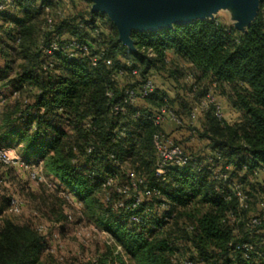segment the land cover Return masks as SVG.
<instances>
[{"label":"trees","instance_id":"1","mask_svg":"<svg viewBox=\"0 0 264 264\" xmlns=\"http://www.w3.org/2000/svg\"><path fill=\"white\" fill-rule=\"evenodd\" d=\"M35 2H20L15 13L2 16L0 24V53L5 59L0 81L8 79L6 84H12L20 94L31 93V100L5 119L0 147L12 143L20 148L23 162L42 164L49 176L77 198L86 218L112 237L111 254L120 246L117 257L123 254L132 264H175L172 244L178 236L169 230L175 223L182 224L179 236L198 252L200 264H242L240 252L229 246L233 227L223 221L229 210L237 217L236 198L226 200L215 189L214 180L196 172L192 165L172 167L166 179L160 180L153 146V135L159 127L136 118L134 107L125 115H114L112 106L125 88L136 87L155 75L175 86L185 78V97L169 98L157 86L144 100L148 105L139 107L147 110L167 104L184 124L190 122L192 104L211 90L225 98L238 117L232 121L219 117L211 103L196 122L197 138L207 144L204 150L188 152L195 163L203 159L204 152H220L224 163L232 165V174L248 189L250 210H255L264 198V186L257 182L264 169L262 10L245 31L218 16L156 30H132L134 50L119 40L111 20L98 21L104 14L80 11L58 20L54 31L89 41L94 54L102 53L98 65L93 66L88 58L68 59L56 53V64L46 69L39 46L44 12L34 7ZM101 25L109 27L102 30ZM91 31L95 38H91ZM51 33H45L46 41ZM18 61L17 72L11 76ZM120 70L124 76L116 79L114 74ZM127 170L145 179L141 189L148 186L161 190L162 198L175 212L170 222L146 212L147 201L135 208H113L120 196L117 187L129 182ZM108 178L113 182L104 186ZM108 193L111 201L105 202ZM237 225V240L256 241L264 250L260 237H250L243 222ZM45 250V236L30 224L9 218L1 221L0 264H54L41 259ZM108 258L99 263L110 264L112 256Z\"/></svg>","mask_w":264,"mask_h":264},{"label":"built area","instance_id":"2","mask_svg":"<svg viewBox=\"0 0 264 264\" xmlns=\"http://www.w3.org/2000/svg\"><path fill=\"white\" fill-rule=\"evenodd\" d=\"M24 0H0V23H2V16L4 14H13L18 9L19 3ZM45 1V2H44ZM64 0H36L35 7L40 8L44 12V25L39 38V46L42 57L45 59L44 68H52L56 61L54 55L56 53L68 59L88 58L93 66L98 65L99 58L102 53H93L92 46L87 40H80L69 34H58L54 31V26L58 20L68 16V10L63 6ZM97 31V29H96ZM52 32L50 40L46 41L45 33ZM5 62L0 53V65ZM107 64L111 63L107 59ZM124 71L120 70L114 74L116 79L124 76ZM132 74H136V70H132ZM157 89L155 80L151 77L144 83L136 87H127L124 90L123 96L113 104L112 113L114 115H125L129 113L132 107L136 108L134 116L136 118H145L151 121L155 126L159 127L153 135V146L157 154L156 176L160 180H165L167 174L172 167L194 166L196 172L208 174L215 182V189L219 191L226 200L236 198L239 210L236 214L229 210L223 221L233 227V237L229 246L233 250L240 252L242 257V264H264V250L258 248L257 242L253 240L239 241L240 230L238 222H243L245 230L248 231L250 237H260L261 244L264 245V198L259 202L255 210H250V201L248 189L235 177L233 167L231 164H225L222 154L218 151L202 153L203 159L200 162H194V157L186 150L185 146L177 141L171 134L164 131L163 125L168 120H173L176 124H184L180 115L177 114L174 108L167 104L157 107L142 109L139 106L150 94ZM109 97L111 92H107ZM215 93L211 90L203 99L192 104L190 119L188 126L190 129V139H197L196 122L208 106L213 103L216 107V112L219 117H224L222 114V104L215 99ZM90 151V150H89ZM0 161L6 164L14 162H22L19 156L12 155L10 151L0 147ZM264 172L262 169L260 172ZM129 182L117 187L119 193L118 199L114 200L113 208L121 209L127 206L135 208L142 202L147 201L146 212L153 214L163 220V222H170L175 216V212L171 210V205L168 201L162 198V192L157 187L145 186L140 188L141 184L145 183L143 177L138 176L133 170H127ZM32 177L36 181L42 180V177L37 173H33ZM113 182L112 178H108L104 186H109ZM130 200V202H128ZM111 201V194L105 196V202ZM10 206L16 212L20 211V204L16 197L10 200ZM240 209L247 210L243 213ZM70 215V214H69ZM70 217V216H69ZM137 220V217H134ZM117 252L121 250L120 246L116 248ZM195 256H174L175 264H200L201 258L197 255L198 252L192 249ZM235 260V257H232Z\"/></svg>","mask_w":264,"mask_h":264},{"label":"rangeland","instance_id":"3","mask_svg":"<svg viewBox=\"0 0 264 264\" xmlns=\"http://www.w3.org/2000/svg\"><path fill=\"white\" fill-rule=\"evenodd\" d=\"M68 3L70 8L75 9L76 2L68 1ZM233 7L220 9L216 14L223 22L235 26L238 15L239 18L243 16L237 7ZM64 8L69 9L66 6ZM256 9L257 13L261 9L264 14V0H256ZM84 12L86 13V11ZM70 14L73 13L68 12V15ZM101 19L111 20L109 15L105 13L104 18H99L98 21H102ZM99 27L105 30V27L109 26L101 25ZM94 36L96 34L91 31V38H95ZM18 64L19 61L14 65L13 71H10L11 76L17 72ZM4 65L5 62L0 65V68ZM153 79L156 86L167 92L169 98L185 97L183 93V89H186L187 85L185 78H181L176 86L159 75H155ZM7 82L8 79L0 81V133L5 119L14 116L17 108L22 109L26 105L25 103L31 100L29 91L20 94L12 84H6ZM214 97L222 104L223 116L227 120H234L232 112L225 110L222 99L217 95ZM184 119L187 122L186 114H184ZM184 126L190 131L187 123ZM1 147L10 151L12 155H21L20 148L12 143H3ZM204 148L205 146L201 150ZM23 163L6 164L0 161V223L5 218L17 223H27L43 234L45 238L48 237L45 239L47 240L45 241L46 250L41 254V259L46 262L54 264H100L103 258L109 260L108 256H112L110 264H132L123 254L118 255L119 257H117L116 251L115 254H111L113 252L112 247H114L111 241L112 237L86 218L82 211V205L77 198L66 192L54 177L49 176L42 164L36 162ZM33 173L41 176L42 180L36 181L32 177ZM12 197L18 199L19 212L14 211L10 206ZM254 199L257 201V198L254 197ZM67 213L70 214L68 218L66 217ZM180 228L183 229L182 224L172 223L169 229L174 236H178L172 244L171 258L174 259L176 254L194 257L192 248L185 244L179 236L182 233Z\"/></svg>","mask_w":264,"mask_h":264},{"label":"water","instance_id":"4","mask_svg":"<svg viewBox=\"0 0 264 264\" xmlns=\"http://www.w3.org/2000/svg\"><path fill=\"white\" fill-rule=\"evenodd\" d=\"M92 2V12L108 14L117 27L119 40L131 50L135 49L131 38L132 30H156L171 27L175 23L213 19L220 9L235 6L243 16L239 18L238 15L235 27L245 31L257 15L256 0H92Z\"/></svg>","mask_w":264,"mask_h":264},{"label":"crops","instance_id":"5","mask_svg":"<svg viewBox=\"0 0 264 264\" xmlns=\"http://www.w3.org/2000/svg\"><path fill=\"white\" fill-rule=\"evenodd\" d=\"M68 1L69 2H73V3L76 2L77 5L75 6V9L73 7H71L72 9L70 8ZM63 6L68 7L69 9H67V10H68V12H71V13H77L79 11H83L84 12V11H87L89 9L92 12L93 2H92V0H91V3H88L85 0H64ZM17 13H18L17 16H19L20 15V11H18ZM98 13H100V12H98ZM102 14H104V13H102ZM217 14H218V12H217ZM217 14H215L214 18L217 16ZM220 98L222 99V101L224 103L223 106H224L225 110L231 111L232 112V116L234 117V119H236L238 117V114L231 109V107L229 106L228 101L225 98H223V97H220ZM140 104L141 105L142 104L143 105H148V104H146L145 101L140 102ZM184 125L185 124H176L173 120L168 119L164 123L163 129H164V131L166 133L171 134L177 141L181 142L187 148V151L188 150L191 151V152L201 151V148L204 147L207 144V141L206 140H201V139H198V138L195 139V140H191L189 138L190 132L185 128ZM257 182L260 185L264 186V172L263 171L259 172L258 178H257ZM45 239H48V237H46ZM45 241H47V240H45Z\"/></svg>","mask_w":264,"mask_h":264}]
</instances>
